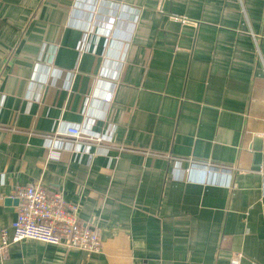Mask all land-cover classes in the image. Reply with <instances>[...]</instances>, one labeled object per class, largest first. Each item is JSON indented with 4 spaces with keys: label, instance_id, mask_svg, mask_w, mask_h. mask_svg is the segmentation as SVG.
Here are the masks:
<instances>
[{
    "label": "crops",
    "instance_id": "1",
    "mask_svg": "<svg viewBox=\"0 0 264 264\" xmlns=\"http://www.w3.org/2000/svg\"><path fill=\"white\" fill-rule=\"evenodd\" d=\"M263 30L264 0H0V230L32 183L79 206L0 264H264Z\"/></svg>",
    "mask_w": 264,
    "mask_h": 264
},
{
    "label": "built area",
    "instance_id": "2",
    "mask_svg": "<svg viewBox=\"0 0 264 264\" xmlns=\"http://www.w3.org/2000/svg\"><path fill=\"white\" fill-rule=\"evenodd\" d=\"M65 134L74 138L84 136L98 143L106 140L103 135L83 132L75 127L67 128ZM12 199L17 201L15 220L10 233L0 230V254L10 243L24 240L46 245L71 242L78 226V205L66 202L60 193L49 194L38 182L17 188ZM241 260V253H232L228 264H241Z\"/></svg>",
    "mask_w": 264,
    "mask_h": 264
},
{
    "label": "rangeland",
    "instance_id": "3",
    "mask_svg": "<svg viewBox=\"0 0 264 264\" xmlns=\"http://www.w3.org/2000/svg\"><path fill=\"white\" fill-rule=\"evenodd\" d=\"M17 205V204H16ZM24 241H32V240H24ZM21 242V241H20ZM37 242V241H35ZM49 245V244H48ZM61 245H65V244H61ZM67 245V244H66ZM51 246H59V245H51Z\"/></svg>",
    "mask_w": 264,
    "mask_h": 264
},
{
    "label": "water",
    "instance_id": "4",
    "mask_svg": "<svg viewBox=\"0 0 264 264\" xmlns=\"http://www.w3.org/2000/svg\"><path fill=\"white\" fill-rule=\"evenodd\" d=\"M14 202L17 204V201L16 200H14Z\"/></svg>",
    "mask_w": 264,
    "mask_h": 264
}]
</instances>
